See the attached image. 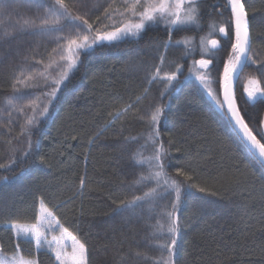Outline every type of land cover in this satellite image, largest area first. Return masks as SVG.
<instances>
[{
  "label": "trees",
  "instance_id": "1",
  "mask_svg": "<svg viewBox=\"0 0 264 264\" xmlns=\"http://www.w3.org/2000/svg\"><path fill=\"white\" fill-rule=\"evenodd\" d=\"M244 2L250 55L256 63L244 67L235 98L256 134L264 128V0ZM197 7L199 27L171 31L173 42H190L170 44L163 65L158 56L168 43V29L158 22L146 25L138 38L103 42L83 51L51 102L49 115L37 124L27 126L25 113L0 112V164L6 165L0 168V256H13L19 244L20 253L37 264H60L51 250L37 249L31 237L17 238L9 225L35 224L42 199L59 223L88 248L89 264H153L145 257L159 258L153 240L158 242L163 230L157 238L152 232L154 226L166 228L164 212L174 197L147 199L134 211L116 210L122 201L143 196L155 186L153 181L137 183L141 173L147 176L149 171L137 160L152 154L150 143L142 145L150 131L147 113L157 105L164 108L159 132L168 151L167 173L186 184L177 177V169L194 167L200 177L195 182L207 189L197 193L199 198H181L176 264H264V177L259 161L246 156L244 144L214 98L223 102L224 69L230 58L235 63L230 46L235 41L211 26H227L230 10L226 0H200ZM36 16L35 8L21 0L0 9V37L5 30L9 33V38H0V110L52 56V36L20 30L25 19ZM212 39L219 41L216 48L208 43ZM201 59L212 63L202 68L194 63ZM177 65V78L167 88L165 73ZM153 66L162 71L160 79L149 84ZM199 76L206 78L211 95ZM249 91L255 97H249ZM129 104L133 108L114 120L115 113ZM29 133L34 151L25 157ZM13 158L15 163H10Z\"/></svg>",
  "mask_w": 264,
  "mask_h": 264
},
{
  "label": "snow or ice",
  "instance_id": "2",
  "mask_svg": "<svg viewBox=\"0 0 264 264\" xmlns=\"http://www.w3.org/2000/svg\"><path fill=\"white\" fill-rule=\"evenodd\" d=\"M12 0H0V9H7ZM124 6V12L119 13L120 15H129L134 18L137 22H133L131 19L127 23H122V26H115L113 31L101 32L99 28L93 29V25L89 23L88 19L82 15H76L72 11V5L68 0H21L22 4H26L29 7H34L37 10L36 19L27 18L24 20L23 25L19 26L21 31L26 29H34L33 34L40 35H50L53 33L64 32L65 28L70 25L68 29V35L61 37L57 36L56 39L59 41L63 39L64 44L59 45L61 48L65 49L68 53L67 56H61L62 60H66L67 64L63 67V70L59 73V79H55L52 82L50 91L45 95L47 97V103L40 109L39 116L45 117L49 115L48 105L51 104L52 100L55 99L60 86L68 78L69 72H71L77 65L78 50H88L95 45L101 44L103 42H113L117 40H123L129 36L138 38L140 34L144 31L146 25L156 24L158 22H163L168 29V43L162 46L163 51L159 54L158 59L160 65L165 63L166 53L170 44H184L187 45L190 41L188 40H176L172 41L171 31L173 29L184 30L190 26L200 25V16L197 7V0H122ZM226 6L230 10V16L227 21V26L218 27L213 24L211 27L218 30L219 33L223 34V37L229 40L234 38V43H231V49L234 54L235 64L233 63V58L228 61V67L224 69V96L221 102L218 98L216 103L218 106L225 111V115L228 117L229 123L232 125L233 132L240 137L241 143L244 144L246 156L252 160L254 163L259 161V173L261 177H264V128H260L256 134L244 121V117L240 114L238 108L235 107L234 101L229 95V73L236 72V65L243 66L244 63H256V60L250 55L251 51V32H250V21L249 13L246 8L244 0H226ZM111 7V5H109ZM43 10V15L39 14V10ZM118 11V10H117ZM19 14V13H18ZM116 13H108L105 10L106 18L111 20L113 15ZM4 15H7L5 12ZM255 14H253L254 16ZM37 20L39 23H37ZM64 21L67 24L63 23ZM86 33V34H85ZM3 39L9 38V33L5 30L2 34ZM82 42H78L81 41ZM213 48L219 45V41L212 39L208 41ZM200 45L203 47L205 41L201 39ZM186 54H191L188 51ZM174 63V62H172ZM202 68H207L209 64L212 63L210 59H201L198 62ZM162 68L160 66H153L151 69V74L149 76V84L153 81L160 79V73ZM180 71V67L177 65L175 71L170 73H165L166 79L164 83L167 88L172 86V82L176 80V73ZM198 79L208 89L211 95V89L208 86L207 80L204 76H199ZM21 81L17 80V83ZM145 92L148 89L144 90ZM164 93H161L163 97ZM249 97H255L254 91L248 92ZM137 102L140 101L141 97H137ZM225 102L227 103V109H225ZM11 103V101H9ZM133 108L132 104L127 105V107L115 113L113 119H119L122 113H126ZM149 119L148 124L150 131L146 134V140L142 148H146L150 143L152 146V154L148 156L145 160H137L138 164H147L148 175L145 176L141 173L137 183H143L144 181H153L155 186L151 187L143 196H133L129 201H122V206L118 208L117 213L135 210L137 207L141 206V203L147 199L155 200L157 198L164 199L171 195L174 197V202L170 205V210L164 212V216L167 220L166 228L164 225H159V227L154 226V231L152 236L154 238L158 237V234L163 230V235L158 237V242L156 239L153 243L159 249L161 255L159 258L155 257H145L146 259L153 260V264H176L175 257L177 255V240L180 237L181 225L180 218L178 216L179 203L182 196H188L191 198L197 197V193H206L207 189L201 187L195 181L198 180L199 173L197 169L192 167L187 171L184 169H177V177H183L184 181L188 183H183L177 178L169 176L165 167V158L168 155V151L164 146L163 141L160 139L159 124L160 118L164 115V108L161 106L153 105L147 113ZM141 120L144 116L139 117ZM34 123H38L37 113L35 108H33V114L27 118L26 125L31 126ZM27 129L22 130V134ZM239 130V131H237ZM99 135V133L97 134ZM259 136V139L257 138ZM135 139V138H134ZM91 143V141H89ZM27 150L24 151L23 155L25 157L33 154V143L29 133L27 140ZM41 163H44V158L40 157ZM10 163H15L13 158ZM6 165L0 164V168H5ZM255 174V173H254ZM7 180L8 177H3ZM85 180L81 178L80 186L84 187ZM195 189V191H193ZM211 195H216L212 192ZM40 213L41 222L40 225L25 226L20 223L9 222V225L17 238L23 233L24 236L31 235L34 237L35 246L37 249L40 248L42 244H46L48 248L56 254V259L60 264H68L64 255L61 251L53 247V243L56 238L53 237L51 241L47 239L44 232L41 231L42 228H51V221L55 219L54 214L44 206V201H40ZM49 220V223L45 225L43 220ZM159 224V222H158ZM57 228H62L57 221ZM67 232V229H63ZM75 240V237H73ZM16 252L10 259H5L0 256V264H37V261L32 258H25V256L19 251V244L15 246ZM3 252V245H0V253ZM139 255V254H138ZM71 264H89V253L88 248L83 243L76 242L73 245V252L71 256Z\"/></svg>",
  "mask_w": 264,
  "mask_h": 264
},
{
  "label": "rangeland",
  "instance_id": "3",
  "mask_svg": "<svg viewBox=\"0 0 264 264\" xmlns=\"http://www.w3.org/2000/svg\"><path fill=\"white\" fill-rule=\"evenodd\" d=\"M198 1L200 0H197V2ZM70 4L73 6L72 11L74 14L85 16V18L88 19L89 23L93 25V29L95 30L96 28H99L101 32L113 31L114 30L113 25L122 26L121 22L127 23L130 19L133 22H137L134 18L130 17L127 14L123 16L119 14L125 11L122 0H72ZM109 5H111V7H109ZM105 10H107L108 13L115 12L116 14L113 15V18L111 20H109L106 18ZM36 13H37V10H36ZM39 14L43 15L42 9L39 10ZM63 23L67 24L66 21H64ZM70 27L71 26L68 25V27L65 28L64 32L53 33V34L48 35L54 38L55 48L53 50L51 58L48 59V63L46 64V67L43 68V71H37L29 79L25 80V82L22 83L21 88L17 90L14 94H12L6 100L4 107L0 110V112L3 110H7L10 113L21 112L20 114L25 113L27 117H30L33 114V108H35V111L37 113L38 122L41 120V118H43V117H40L38 114H39L40 109L47 103V97L45 94L48 91H50L52 82L55 79H59L60 71H62L63 67L66 66L67 64V61L62 60L61 56L62 55L67 56L68 53L66 52L65 49L59 46L61 44H64L65 41L63 39L58 41L56 37L57 36H61V37L67 36L69 34L68 29ZM130 37L131 36L127 38H130ZM78 42H82V40ZM83 51L85 50H78L79 54L77 57V64L79 63L80 56ZM71 72H69L68 76L70 75ZM9 101H11V103H9ZM50 105L51 104L48 105V108L50 107ZM35 124L37 123H34L33 125ZM57 221L58 220L55 217V219L50 222L51 228H42L41 231L44 232V235L47 236V239L49 241H51L53 237L56 238L55 242L53 243V247L61 251L62 255H64V257L66 258L68 264H71L73 245L79 241L68 230L67 232H64L63 229L65 228L60 223L59 225H61L62 228L58 229L56 226ZM40 222H41V213L39 211V218H38V221L35 223V225L39 226ZM43 223L47 225L49 223V220L44 219ZM23 225L31 226L34 224H23ZM21 235L24 236L23 233ZM28 237H31L34 239V237L31 235H28ZM73 237H75V240L73 239ZM41 247H46L47 249L52 251V249L48 248L46 244H42L40 248ZM52 252L56 257L55 252L54 251ZM11 257H3V258L7 260V259H10Z\"/></svg>",
  "mask_w": 264,
  "mask_h": 264
},
{
  "label": "water",
  "instance_id": "4",
  "mask_svg": "<svg viewBox=\"0 0 264 264\" xmlns=\"http://www.w3.org/2000/svg\"><path fill=\"white\" fill-rule=\"evenodd\" d=\"M246 64L247 63H244L242 67L240 65H236V72H230L229 73V77H230V79H229V95H230V98L234 101L236 108H238V105H237L236 98H235V87H236L237 80H238L241 72L243 71L244 67L246 66ZM223 96H224V85L222 87V100H223ZM225 109H227V103L226 102H225ZM238 110H239V108H238ZM239 112H240V110H239ZM237 131H239V130H237Z\"/></svg>",
  "mask_w": 264,
  "mask_h": 264
}]
</instances>
